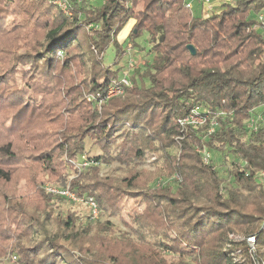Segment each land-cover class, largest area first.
Instances as JSON below:
<instances>
[{
    "label": "trees",
    "instance_id": "1",
    "mask_svg": "<svg viewBox=\"0 0 264 264\" xmlns=\"http://www.w3.org/2000/svg\"><path fill=\"white\" fill-rule=\"evenodd\" d=\"M138 1L91 5L73 0L72 19L49 0H26L31 3L19 10L21 23L40 24L44 30L36 50L21 54L34 65L33 73L52 72L61 53L65 68L80 60L84 65L81 89L69 101L79 121L62 124L56 143L62 155L87 170L73 181V191L93 197L100 216L121 213L118 204L125 197L144 203L131 216L137 227L116 233L108 219L91 224L78 222L71 213L54 215L50 201L65 200L59 195L41 191L43 203L51 208L39 210L7 198V206L22 219L8 236L16 241L18 263L242 264L234 259L239 249L244 264H263L264 187L255 176L264 170V119L256 129L247 122L264 105V37L252 15L264 10V0H233L223 3L220 12L199 17L185 0H140L144 7L136 10ZM132 19L134 37L150 33L152 59L141 83L132 79V86L124 85L121 95L104 100L99 109L98 100L87 101L83 93L100 96L120 81L119 63L126 50L118 36ZM87 23L98 28L88 34ZM7 25V11L0 7V29ZM110 45L116 58L106 64ZM16 94L0 91V101H12ZM198 105L217 114L214 132H208L209 123L195 127L178 122ZM88 140L97 153L87 149ZM198 144L213 152L210 163L196 151ZM0 152L14 158L11 142L0 145ZM43 153L51 166L53 152ZM148 153L162 164L151 183L170 179L162 187L142 179L139 165ZM114 163L123 165L121 173L101 177L103 166ZM10 177L0 162V180ZM233 233L255 235L254 249L245 238L230 240Z\"/></svg>",
    "mask_w": 264,
    "mask_h": 264
},
{
    "label": "rangeland",
    "instance_id": "2",
    "mask_svg": "<svg viewBox=\"0 0 264 264\" xmlns=\"http://www.w3.org/2000/svg\"><path fill=\"white\" fill-rule=\"evenodd\" d=\"M102 1L87 0L91 5H100ZM72 2L64 11L71 19L76 14L75 10L71 8ZM30 3L26 0L23 2L0 0V7L5 8L7 11L8 24L7 27L0 29V91L2 95L12 91L18 93L16 99L12 101L11 99L0 101V145L11 142L14 155V158H8L0 152V162L11 173L8 181L0 180V264H19L18 256L13 251L14 242L16 241L8 236L11 233L9 230L18 226L22 219L17 211L7 206V198L10 201L20 202L29 210H39L44 207L50 209L51 206L43 203L45 201L41 199V191L48 192L46 187L49 185L67 187L73 191V181L81 173L87 171H82L80 165L62 155L56 145L60 138L59 129L62 124L72 125L79 121L80 114L70 112L71 102L69 101L73 98L76 99L77 97L73 96L81 89L80 82L84 77V65L80 60L72 69L65 68L62 63L64 54L61 53L58 54L60 61L56 63L57 67L52 72L48 74L44 71L40 73L32 72L34 65L26 62V57L21 56V54L27 50H36L35 44L43 35L44 30L40 24L34 27L29 22L24 24L19 21L20 8H26ZM143 7L144 2L139 0L136 3V10H141ZM202 9L200 4L194 3L193 15L197 17L205 15ZM221 9L222 7L215 12H220ZM260 13H264V10ZM258 14H252L254 19H258ZM135 22L136 20L132 19L118 36L119 42L126 50V55L122 57L119 63L123 68L120 81L109 86L105 93L100 96L83 93V95H86L87 101H91V98L98 100L99 109H101L104 100L121 95L124 91V85L132 86V79L141 83V76H144L146 63L152 59L150 33L145 30L140 36L134 37L132 34ZM97 28L98 25L95 23L85 25L88 34H92ZM134 32L136 34L138 30L135 29ZM115 58L116 49L114 45H110L105 52L104 62L113 64ZM144 82L149 85L147 78L144 79ZM20 94H23L26 98H21ZM196 107L207 110L209 116L206 121L188 125L198 127L209 123L207 128L209 132L211 121L217 120V114L215 115L211 110L199 105L193 108ZM262 110V108H258L257 112L260 113ZM208 120L210 121L207 122ZM248 123L250 121L247 122V125ZM203 147L206 146L198 144L196 151L199 152L198 149ZM87 149L92 150L91 153L93 154L98 152V148L92 147L90 140L87 141ZM206 149L209 150L207 147ZM48 150L53 152L54 155L51 166L43 160V152ZM172 152L176 153L177 150L173 149ZM210 153L213 156V152L210 151ZM156 157V155L148 153L145 161L139 165V169L143 170L142 179L150 182L151 187H162L170 181L169 178H159L152 183L150 181L153 176L157 175L156 172L162 165L156 160ZM122 167L123 165L119 163L105 165L100 171V176L105 177L113 173L120 174L121 169L118 168ZM54 199L50 201V203L54 202L55 204L54 215L62 213L67 216L71 213L77 216L78 222H90L91 224L104 222L108 219L114 222L118 230L116 233H130L132 225L137 227L134 225L131 216L142 210L143 205L140 204L144 203L140 202L139 204L140 198L125 197L122 204H118L121 213L115 216H99L97 219H92L89 204L72 202L66 199L61 201ZM2 232H4V235ZM14 232L16 233V231H12V233ZM243 238L245 236L238 233L229 236L230 240L235 241ZM245 239L248 242L247 237ZM113 246L118 247L116 244ZM240 251L238 249L234 259L244 264V257L240 255ZM14 256H16V259H14Z\"/></svg>",
    "mask_w": 264,
    "mask_h": 264
},
{
    "label": "built area",
    "instance_id": "3",
    "mask_svg": "<svg viewBox=\"0 0 264 264\" xmlns=\"http://www.w3.org/2000/svg\"><path fill=\"white\" fill-rule=\"evenodd\" d=\"M49 1L51 3L57 5L63 11H66L67 7L70 6V4L72 2V0H49ZM212 2H213V0H185L186 6L189 9L193 8L194 3L209 6L208 13L214 12L210 6ZM255 28L261 30L263 37H264V13L258 14V22L255 24ZM263 112H264V105H263ZM208 116H209V114H208L207 110H203V109H200V107H196V108H193L191 110V112L187 116H185V118L184 117L180 118L178 122L182 126L188 125V124H196L199 122L206 121ZM259 119L260 120L263 119V113H258V114L254 113L253 117L249 120L250 123H248V126L251 129H256V124H257V121ZM217 126H218V121L212 120L209 132L210 133L214 132L216 130ZM198 151L201 153L202 159L204 160V162L210 163V160H211L210 151L207 150L206 147H203L202 149L200 148V149H198ZM245 163H246V161H245ZM175 177H178V176L176 175ZM255 178L264 187V170L259 171L256 174ZM46 190L49 193L59 195L68 201L84 202V203L89 204V206H90V217L92 219H97L100 216V210H99L98 204L93 197L79 196L78 194H76L74 191H71L67 187H59V186H54V185L47 186ZM247 240H248V242H247L248 245L250 244V246H248L249 249L253 250L254 244L256 242V236L250 235L247 237ZM14 259H16V256H14Z\"/></svg>",
    "mask_w": 264,
    "mask_h": 264
},
{
    "label": "crops",
    "instance_id": "4",
    "mask_svg": "<svg viewBox=\"0 0 264 264\" xmlns=\"http://www.w3.org/2000/svg\"><path fill=\"white\" fill-rule=\"evenodd\" d=\"M233 0H213V2L211 3V8L212 10L215 12L217 10H219L221 8V5L223 3H228V2H232ZM201 5V4H200ZM202 6V10L204 14H207L209 11V6L206 5H201Z\"/></svg>",
    "mask_w": 264,
    "mask_h": 264
},
{
    "label": "water",
    "instance_id": "5",
    "mask_svg": "<svg viewBox=\"0 0 264 264\" xmlns=\"http://www.w3.org/2000/svg\"><path fill=\"white\" fill-rule=\"evenodd\" d=\"M187 48L190 50V52H191L192 54H195V53H196V49H195V47H194L193 45L189 44V45L187 46Z\"/></svg>",
    "mask_w": 264,
    "mask_h": 264
}]
</instances>
